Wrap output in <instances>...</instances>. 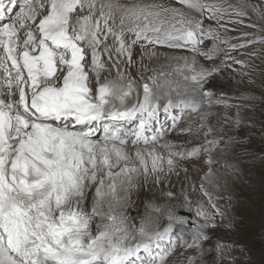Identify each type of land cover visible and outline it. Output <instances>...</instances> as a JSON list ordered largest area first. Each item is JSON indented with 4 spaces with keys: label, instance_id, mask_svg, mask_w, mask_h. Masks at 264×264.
I'll return each instance as SVG.
<instances>
[{
    "label": "snow or ice",
    "instance_id": "obj_1",
    "mask_svg": "<svg viewBox=\"0 0 264 264\" xmlns=\"http://www.w3.org/2000/svg\"><path fill=\"white\" fill-rule=\"evenodd\" d=\"M229 25L261 34L232 43ZM159 48L174 51L150 67ZM256 59L264 0H0V264H238L220 201L254 105L213 82L224 67L251 78ZM218 105L235 111L212 124ZM201 164L203 202L172 184ZM145 186L160 196L141 215Z\"/></svg>",
    "mask_w": 264,
    "mask_h": 264
},
{
    "label": "rangeland",
    "instance_id": "obj_2",
    "mask_svg": "<svg viewBox=\"0 0 264 264\" xmlns=\"http://www.w3.org/2000/svg\"><path fill=\"white\" fill-rule=\"evenodd\" d=\"M246 23L260 24L262 22L253 18L251 21L246 20ZM232 26L236 28L233 31L234 33H226L229 37L233 38L232 43L242 42L244 38L241 34L243 32L261 34L259 29L247 28L243 25ZM172 51L174 50L159 48V57L149 60L145 56L144 62L150 67H158L165 63V59ZM241 51L243 52L244 50ZM181 54L185 56L190 55L189 53ZM234 55H240V53H234ZM140 56L141 50L137 46L134 50V59L139 61ZM241 58L247 59L246 56H241ZM225 63L231 62L226 61ZM255 64L256 69L252 72L251 78L241 77L237 72L224 67L221 76L213 82L214 91L218 94H223L224 99L229 104L254 105V108L241 109V115L251 117L255 126L251 128L243 127L240 130L249 136L250 139L236 149L237 155L230 160L231 163H236L240 169L238 178L230 174L226 177L231 185L233 183L232 200L229 202L226 195L225 199L220 201L222 205L227 206V211L232 214L239 225L235 230H220L218 233L225 241L234 242L233 254L238 264H264V136L261 135L260 127L261 122L264 121V61L256 59ZM131 73L136 75L137 68L133 67ZM241 97H254L255 99L248 100L241 99ZM234 111V108L226 109L223 105L215 106L210 121L212 124H216L217 114H219V119L223 122ZM191 118H186L184 124L187 125ZM168 139L184 147H191L194 143V141L179 133L170 134ZM187 167L189 168L187 178L181 172L179 177H172V184L176 191L179 192L183 189L184 193L188 194L191 198L200 199L203 202L205 198L202 197L199 191V183L204 175L206 166L201 164L195 166L187 165ZM216 169L219 173H224L223 164H217ZM159 196L160 191L158 187H152L149 190V187L145 186L138 196L135 194L133 196L135 204L133 211L143 215L149 201H155ZM242 252L245 254L242 255ZM215 255L214 252L210 253L205 259L211 261L215 258ZM180 259L183 261V257H180Z\"/></svg>",
    "mask_w": 264,
    "mask_h": 264
},
{
    "label": "bare ground",
    "instance_id": "obj_3",
    "mask_svg": "<svg viewBox=\"0 0 264 264\" xmlns=\"http://www.w3.org/2000/svg\"><path fill=\"white\" fill-rule=\"evenodd\" d=\"M233 26L232 25H230V28H232ZM235 27V26H234ZM228 32H233V31H228ZM234 33V32H233ZM233 55H234V53H233ZM237 74V73H236ZM192 119V118H191ZM189 122V121H188ZM234 162H235V160H233ZM232 187H233V183H232ZM182 261V260H181Z\"/></svg>",
    "mask_w": 264,
    "mask_h": 264
}]
</instances>
